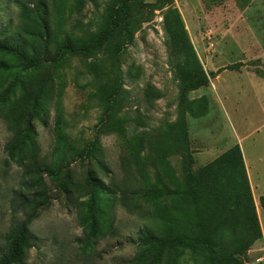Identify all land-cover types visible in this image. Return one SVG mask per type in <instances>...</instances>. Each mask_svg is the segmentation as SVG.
Instances as JSON below:
<instances>
[{
	"label": "rangeland",
	"instance_id": "obj_1",
	"mask_svg": "<svg viewBox=\"0 0 264 264\" xmlns=\"http://www.w3.org/2000/svg\"><path fill=\"white\" fill-rule=\"evenodd\" d=\"M112 2L0 0V41L19 39L40 60L23 71L0 53V98L10 88L0 103V256L20 194L35 200L17 215L30 219L35 245L25 264H213L179 247L146 251L136 239L146 229L198 232L183 193L190 175L233 147L219 83L247 97L264 77V0H131L125 31L52 63L64 39L97 35ZM202 76L207 84L189 90ZM256 145L247 148L254 160L264 134ZM250 190L259 230L222 220L213 240L235 254L259 232L240 258L264 264V197ZM91 204L99 233L88 239Z\"/></svg>",
	"mask_w": 264,
	"mask_h": 264
},
{
	"label": "trees",
	"instance_id": "obj_2",
	"mask_svg": "<svg viewBox=\"0 0 264 264\" xmlns=\"http://www.w3.org/2000/svg\"><path fill=\"white\" fill-rule=\"evenodd\" d=\"M130 16L131 0H113L107 8L106 18L97 35L89 41L78 43L64 39L55 47L51 62L59 63L66 56L86 55L93 52L106 43L120 28L125 31ZM121 42V45L125 44L124 39ZM0 53L11 56L23 71L36 67L40 62L19 39L10 42L0 41ZM206 84L207 78L202 76L189 83L188 88L196 90ZM9 92L10 88H7L0 98V103L6 99ZM211 170H214L215 174L210 175ZM45 172L49 176L57 175L51 168L45 169ZM183 196L193 205L192 226L197 228L198 232L181 233L176 231L175 227L161 234H155L147 229L140 230L136 244L146 251L172 247L189 249L204 254L213 264H244L240 255L258 238L259 232L235 254L223 253L213 240L219 230L215 227L219 226L218 223L222 220L229 219L230 225L234 228L237 219L239 227L243 225L248 230H252L253 227L259 230L250 184L239 146H233L203 168L197 176L190 175ZM34 204V199H28L20 194L15 196L10 206L12 219L5 236V251L0 256V264H25L26 253L35 245L27 228L30 219L19 220L17 215L25 207ZM261 204L264 206V198L261 199ZM98 216L94 205L91 204L83 221L89 232L88 239L95 238L99 233Z\"/></svg>",
	"mask_w": 264,
	"mask_h": 264
},
{
	"label": "crops",
	"instance_id": "obj_3",
	"mask_svg": "<svg viewBox=\"0 0 264 264\" xmlns=\"http://www.w3.org/2000/svg\"><path fill=\"white\" fill-rule=\"evenodd\" d=\"M254 77L259 81L258 91L255 94L251 92L249 93L250 96L247 95L246 97L240 86L230 87L225 83H219L218 93L223 99L224 111L228 115L234 133L229 146L236 144L240 146L250 187L257 196L264 197V174L257 172V168L264 165V156L254 160L251 157L253 152H249L247 149L248 147L256 148L258 139L264 134V77ZM247 100L250 102L248 103ZM256 100L260 107H253V105L256 106ZM262 209L264 210V208ZM257 213L261 229L264 232V225L260 217L261 212L257 210Z\"/></svg>",
	"mask_w": 264,
	"mask_h": 264
}]
</instances>
